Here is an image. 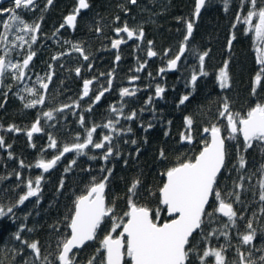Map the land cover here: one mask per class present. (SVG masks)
<instances>
[{"label": "trees", "instance_id": "16d2710c", "mask_svg": "<svg viewBox=\"0 0 264 264\" xmlns=\"http://www.w3.org/2000/svg\"><path fill=\"white\" fill-rule=\"evenodd\" d=\"M87 2L89 8L73 32L65 28L60 30V26L64 18L74 11L76 0H53L51 5L41 2L31 10H18L24 21L29 25L38 23L40 28L35 42L31 41V35L24 33L27 43L19 49L17 41L13 46L15 51L11 54L22 63L31 50L35 53L30 68L33 82L38 77L47 78L49 72L53 74V82L43 105L26 108L25 104L31 100L25 93L19 92L20 80L13 81L5 75L2 77L0 136L4 138V145L0 146V206L6 213L9 207H16L11 213L0 216V264H59L58 241L69 235L66 217H70L76 197L86 192L93 178L98 182L108 176L106 203L115 204L117 216H122L127 211L128 188L137 178L141 181L137 202L155 208L158 189L165 181L163 173L174 166L178 159L198 154L202 140L206 138L203 135L204 127L226 124V119L219 117L225 98L232 112L242 114L257 102L264 103V77L259 85H255L256 92L253 94L254 78L260 69L254 53L257 45L254 33L246 32L247 25L236 20L237 13L246 14L248 4L241 10L240 0H229L227 8L225 0H207L198 21L193 24L184 56L176 71L169 74V82L163 83L162 99L146 107L141 103H126L122 118L111 111L106 99L87 111L88 106L83 105L84 101L78 97L82 81L90 77L99 78L103 73L102 62L109 51L108 44L114 37L115 29L123 28L126 24L137 34L142 30L143 46H148L151 41L149 47L162 55L169 49L170 60L178 53L187 34L186 22L193 21L195 0H136L135 4L131 0ZM6 18L7 16L0 15V34L6 31L3 27ZM233 36L235 39H232ZM230 39L231 47L228 45ZM11 41L16 40L7 32V41L0 42V56L5 57L10 53ZM31 44L32 47L28 50ZM71 44L83 49V56L87 55L88 63L93 65L92 72L81 73L79 77L74 74L77 65H82L83 60L77 51L70 50L68 46ZM204 52L208 53L204 61V70L208 75L201 76L198 55L194 53ZM134 55L139 58L141 54ZM129 57V53L124 51V62H128ZM166 61L167 55L164 56V62ZM225 61H228L229 84L221 88L218 74ZM164 65L158 64L156 70L159 71ZM194 71L198 79L195 84H191ZM18 95L23 98H18ZM184 95H188L189 99L180 104ZM76 100L77 113L73 108L66 112L58 111L59 107L72 105ZM46 111L52 112L49 120L43 115ZM133 111L136 112V117L127 120L126 117ZM81 115L84 116L83 126L80 123ZM185 117L193 120L194 139L191 144L180 139L181 132L186 129ZM38 119L42 133L29 140L26 133ZM109 120H118L120 125L123 124L119 133L115 134L112 129L103 127ZM93 125H100L93 134L95 142H100L106 134L113 137V155L107 161L102 159L106 148L95 149L90 145L85 149L86 155L67 153L47 172L35 167L39 159L50 160L59 154L57 149L76 142L78 134L79 142H83L85 128ZM10 126L21 131H10ZM128 128L132 131H127ZM50 135L57 141V148L48 147ZM132 140H136V144H132ZM108 143L105 142L106 145ZM237 143L240 144V154L246 160L243 169H239ZM226 147L230 155L226 158V168L218 177V187L225 199L233 203L237 212L236 224H229L228 228H224L228 219L215 213L212 222L204 225L205 234L213 229L216 230L215 234L206 241L196 235L192 243L199 241L197 247L200 254L206 248L220 249L223 246L226 264H242L240 254H243L245 260L251 259L261 264L259 258L264 256V251L261 250L264 248V212L261 208H264V202L259 199L258 181L261 173L258 169L264 164V144L253 142V146L244 151L243 142L239 138L234 142L226 141ZM161 150L165 154L163 159L160 157ZM92 156L96 159H91ZM72 160L76 163L65 171ZM101 169H111V175ZM41 175L39 196L30 197L22 205L17 204L19 195L27 190L26 182ZM241 176L244 177L242 181ZM238 184L243 187H237ZM230 192L233 193L232 196L227 195ZM237 193L239 202H236ZM208 210L212 211V208ZM249 221L252 222L256 235L250 244L245 245L241 240L242 235L249 231ZM104 222L97 230L96 239L74 252L77 264H88V260L100 247V240L111 228L110 223L104 225ZM118 231L113 235L118 234ZM225 231L228 233L227 237L222 234ZM17 232L20 233L19 240L15 237ZM24 241L38 242L39 259ZM102 258L101 254L99 259ZM207 259L208 264H214V257ZM193 264H199V261L194 258Z\"/></svg>", "mask_w": 264, "mask_h": 264}, {"label": "snow or ice", "instance_id": "6c2138e0", "mask_svg": "<svg viewBox=\"0 0 264 264\" xmlns=\"http://www.w3.org/2000/svg\"><path fill=\"white\" fill-rule=\"evenodd\" d=\"M53 0H47V3L51 5ZM133 4L136 0H131ZM229 0H225V8L228 6ZM248 4V11L246 14L241 15L237 13L236 20L244 25H247L246 32L254 33V39L257 44L256 62L260 66L259 71L254 78L253 94L256 92L255 85L261 83L262 77H264V0H240L241 10L245 4ZM206 0H195L194 17H198L201 9L205 6ZM11 8L0 9V14L9 13L8 19L3 21V27L6 30L4 34H0V42L7 41V32L18 30L23 33H35L39 30L40 25H29L23 20L18 10H31L35 5V0H12ZM259 5V6H258ZM88 8L86 0H78V7L74 10L76 14L80 9ZM76 14L68 15L66 23L73 25L76 20ZM119 19V17H117ZM194 21L186 22L187 34L184 36V41L181 43L179 53L175 58L170 59L167 63L168 69H174L177 66V62L181 60V57L187 50V42L193 32ZM64 27V24L61 25ZM236 25H233L235 28ZM100 31V29H97ZM117 34L124 32L127 33L129 39L137 35L134 30H130L125 24L123 28L115 29ZM138 37H143V31L140 30ZM15 39L21 41V46L27 41L24 40L23 35L17 34ZM235 39V36L232 37ZM232 39L228 41L229 47H231ZM37 36L31 35V41L35 42ZM125 43L123 39H114L112 41V47L118 48L119 45ZM149 41V45H151ZM75 51L80 52L83 55V49L78 45H73ZM198 55L200 69L199 75L206 76L208 73L204 70L205 57L208 55L204 53H194ZM35 55L34 52L29 54L23 59L22 63H10L6 62L4 56H0V78L5 74L7 68L16 69L15 79L22 80L25 77V69L29 66L30 61ZM63 55V54H61ZM147 55L149 57L155 56L156 53L149 48ZM58 57H53L57 59ZM85 60L88 59L87 55H84ZM120 56H116L118 61ZM143 67V66H141ZM140 69H137L139 71ZM79 75L80 68L75 69ZM161 72L165 71L164 68L160 69ZM138 77H132L131 79H137ZM38 77L37 82H40ZM51 80V76H48ZM198 79L197 73L194 71L191 75V82L195 84ZM218 80L220 87L225 88L229 84V72L228 61L224 62L223 67L220 68L218 74ZM109 86L111 80H109ZM92 80H84L83 82V97H87L90 91V85ZM41 88L47 89L48 84L41 83ZM109 89L105 88L95 96L92 101L93 104L99 102L101 97ZM25 91L35 93V88H26ZM136 92V89L123 88L120 90V95L132 96ZM164 92V89L160 86L156 87L155 94L160 96ZM44 96H39L38 99H34L25 104L26 108H33L37 104L44 103ZM189 99L188 95H184L180 99V104H184ZM151 103V97L147 101ZM63 107H70V105H64ZM62 110V109H61ZM92 106L89 105L87 111H91ZM113 113L123 114V107H112ZM43 115L49 119L52 118V112H45ZM136 117V112L133 111L126 117L127 120H132ZM219 117L226 119V124L220 126L218 124H212L210 127H204L203 133L208 134L207 138L202 140V147L198 154L187 159H178V162L169 167L163 175L166 180L162 186L158 189L157 206L155 208L149 207L137 202L138 189L141 185V181L137 178L134 179L128 188L127 198V211L122 216L115 214V204L108 205L105 198L106 182L108 176H104L100 181L93 182L87 188L84 194L76 197L71 211L70 217H66L68 220L67 228L70 229V234L66 237H62L58 241V248L60 249L57 259L60 264H75L74 249L79 250L85 246L86 242L93 241L97 237V230L101 227L105 218L111 219V228L102 240H100V247L96 250V253L88 260V264H193V259L199 261V264H208V259L214 257V264H226L225 256L223 254L224 248L220 249L206 248L202 254L199 253L196 243H192L195 236L198 235L202 240H208L209 236L215 234V229L212 232L205 234V223H211L215 213H221L224 217H227L228 223L224 224V228H228L229 224L235 226L237 212L234 210L233 203L228 202L225 199L224 194L218 187V176L222 174V169L226 168V158L230 155L228 148L226 147V141L234 142L242 136L243 138V150L247 151L248 148L253 146V142H259L264 144V103L257 102L254 106L250 107L246 113L232 112L229 102L225 98L222 110L219 112ZM186 131L181 132L180 139L182 142L191 144L193 142L191 117H185ZM80 123L83 126L84 116H80ZM119 121L109 120L103 127L117 131L115 125ZM100 125H93L91 128H85V137L83 142L80 141L79 134L76 137V142L72 144H65L62 149H57L59 154L55 155L52 159L45 161L43 158L39 159L35 167L43 169L45 172L52 169L62 157L67 153H75L77 156L86 155L85 149L91 145L95 149H107L102 159L107 161L110 156L113 155V147L111 141L113 137L110 134H106L102 137L100 142H95L93 134ZM151 127V124H149ZM10 131H21V129L15 126H10ZM42 131L39 127V119L34 122L31 129L27 131V136L31 140L33 133ZM127 131H132L128 128ZM226 133V134H222ZM105 142H109L107 145ZM132 144H136V140L131 141ZM4 145V138L0 136V146ZM9 147H11L9 145ZM49 148H57V141L50 135L49 136ZM236 150L238 153L239 169H243L246 165L245 157L240 154V144H236ZM139 151V149H137ZM118 154V153H117ZM11 155V153H9ZM165 156L164 151L161 150L160 157L163 159ZM96 159L95 156L90 157ZM76 161H70L65 171L70 170L71 166ZM23 166V162H21ZM238 169V170H239ZM101 171H107L109 176L111 175V169H101ZM258 171L261 173V179L259 183V199L264 202V164H261ZM19 176V174H17ZM251 177H249L250 179ZM243 176L240 177L242 181ZM42 181V175L36 176L34 180L29 179L26 182V192L19 195L17 204L22 205L30 197H38L40 194V185ZM35 185V186H33ZM63 181H61V187ZM237 187H243L242 184L236 185ZM150 195H157L156 193H150ZM228 196H232L233 193H228ZM236 202H239V194H235ZM9 207L7 213H11L13 208ZM212 208V211L208 209ZM264 212V208H261ZM2 206H0V216L7 214ZM249 229L247 234L242 235L241 242L245 245L250 244L255 235L256 230L252 227V222L247 224ZM119 230V231H118ZM113 235L114 233H117ZM225 237L228 233L225 231L222 233ZM16 239H21L20 233L15 234ZM27 246L33 250L37 259L40 258V248L38 242L34 241L28 243L24 241ZM264 251V248L261 249ZM70 254H72L70 256ZM103 256L102 259L99 257ZM241 255L242 264H257L256 261L248 259L245 260L243 254ZM251 257V253H249ZM127 258V259H126ZM45 259H47L45 257ZM261 264H264V256L259 258Z\"/></svg>", "mask_w": 264, "mask_h": 264}, {"label": "flooded vegetation", "instance_id": "af4514ba", "mask_svg": "<svg viewBox=\"0 0 264 264\" xmlns=\"http://www.w3.org/2000/svg\"><path fill=\"white\" fill-rule=\"evenodd\" d=\"M87 1V0H86ZM41 2H47V0H35V5H38ZM48 4V3H47ZM88 4V2H87ZM12 5V0L2 4L0 6V9L3 8H10V6ZM49 5V4H48ZM77 6V0H76V5H75V9ZM89 8V5H88ZM74 9V10H75ZM88 10V9H87ZM87 10L85 12H87ZM85 12H79L77 14L76 20H75V27L73 30L68 29L67 27H61L60 26V30L65 28L68 29L69 31L73 32L77 26V24L79 23V21L81 19H83V15ZM75 13L74 11L70 14ZM2 16H9V13L7 15H3L0 14ZM68 16V15H67ZM63 24H64V20H63ZM39 31V30H38ZM37 32L35 33H25L27 35H37ZM114 39H123L125 41V43H122L121 45H119L118 48H113L112 47V41ZM90 40L88 39L87 42H89ZM143 41L144 38H139L138 34L133 36L132 39H128L126 34H120V35H116L114 33V37L110 40V43L108 44V49L109 51H107V56L105 58V60L102 62L103 64V68L102 71L103 73L100 74L99 78L97 77H90L84 80H92V84L89 86L90 87V91H89V95L87 97H83V82L81 84V93L78 96L80 100H83L84 103L83 105H87L89 107V105H91L92 107L94 105L99 104L103 99H106L107 102H109L111 108L112 107H123V112L125 109V105L126 103H141L142 105H144V107H146L147 105L152 104L154 101H158L160 99H162V95L160 96H156L155 94V90L157 86H160L164 89V81L169 82V72H167V63L169 61V49H166V52L164 55H162L160 52L155 51L152 47H149L150 45L148 44V46H143ZM90 44V43H89ZM73 45L76 44H71L68 47L71 48V51H75L73 48ZM30 47H32V44L28 46V50L30 49ZM67 47V46H65ZM149 48H151L152 51H154L156 53L155 56L149 57L147 55V52L149 50ZM127 50V51H126ZM130 50V51H128ZM125 53H129V55L131 57L128 58V62H124L123 60V54ZM29 52H31V50H29ZM80 54V56L82 57L83 60V64L82 65H77V68H80V73L79 75L76 73V71H74V74L79 77L81 73H88V72H92L93 70V65L89 64L87 60H85L83 58V55L78 52ZM29 53H27L28 55ZM134 54H141L139 55V58H137V56H135ZM119 55L120 59L117 61L116 60V56ZM167 55V61L166 63L164 62V56ZM173 58V57H172ZM170 58V59H172ZM34 59H35V55H34ZM33 59V61H34ZM32 61V62H33ZM32 64V63H31ZM31 64L30 66L25 70V77L20 80V82L23 84L25 81L28 82V86L29 88H35L37 91L35 93H29L27 92V98L29 100H34V99H38L39 96L43 95V88H41V86H39L40 82L43 83H47L49 82L48 88L44 94V102L47 98V95L50 92V89L52 88V82H53V74L52 72H49L48 76H51V80L47 78H45L44 76L41 77L40 82H33V80L31 79ZM158 64H165L164 65V69L165 71L161 72L160 70L157 71V65ZM143 66V67H141ZM137 69H140L139 71H137ZM161 69V68H160ZM157 71V73H156ZM132 77H138L137 79H131ZM13 81L15 80V78H12ZM109 80H111V85L109 86ZM1 84H2V78H1ZM192 84V82H191ZM1 88V85H0ZM108 88L109 90L107 92L104 93V95L101 97V100L95 104L92 103V101L95 99V96L97 94H99L100 91H102L103 89ZM123 88H128L130 90L132 89H136V92L134 95L132 96H124L123 98L120 95V90ZM151 97V103H147V101L149 100V98ZM44 104V103H43ZM43 104H38L39 106L43 105ZM77 107H78V103L77 100L74 101V103L72 105H70V107H59L58 111H63L66 112L68 110H71V108H73L74 112L77 113ZM62 109V110H61ZM48 112V111H46ZM123 114H118L119 118H122ZM124 123H126V121H123ZM123 125V124H122ZM122 125H120L118 123V126L120 128H122ZM40 127V124H39ZM41 128V127H40ZM42 132L40 131L39 134L36 135H40ZM33 135V136H36ZM32 136V137H33Z\"/></svg>", "mask_w": 264, "mask_h": 264}, {"label": "rangeland", "instance_id": "374dc122", "mask_svg": "<svg viewBox=\"0 0 264 264\" xmlns=\"http://www.w3.org/2000/svg\"><path fill=\"white\" fill-rule=\"evenodd\" d=\"M13 5H11L10 6V8L12 7ZM5 20H7V18L5 19ZM4 20V21H5ZM9 33H10V36L12 37V38H15V36L17 35V34H19V35H23L24 36V40L26 41V39H25V34L23 33V32H19L18 30H13V31H9ZM16 40V39H15ZM18 40H16V41H11V44H10V53L7 55V56H5V59H6V62H10V63H21L20 61H18L17 60V57H14L12 54H11V52H13V51H15V49H14V44L17 42ZM19 43V45H18V48L20 49L21 47H23L26 43H24L23 44V46H21V41H18ZM256 47H257V45H256ZM255 47V48H256ZM254 53H255V58H256V51H255V49H254ZM17 73V70L16 69H11V68H7L6 70H5V77H7V76H9V77H11V78H15V74ZM28 81V80H27ZM27 81H25L23 84L21 83V86L19 87V92L20 93H25V95L27 96V91H25V89L26 88H29V86H28V82ZM41 83H43V82H40L39 83V86L41 85ZM30 93V92H29ZM18 98H23V96L22 95H18L17 96ZM222 107H223V105H222ZM222 107H221V110H222ZM46 120H49V118H45ZM115 122V121H114ZM118 126V124H116L115 125V127H116V129H117V131H115V134L116 133H119L120 132V127H117ZM185 131H186V129H185ZM203 135L207 138V136H208V134H206V133H203ZM33 186H35V185H33ZM109 223L111 224V219L110 218H108V217H106L105 218V222H104V225H109ZM75 264H77L76 263V256H75Z\"/></svg>", "mask_w": 264, "mask_h": 264}, {"label": "water", "instance_id": "95a60500", "mask_svg": "<svg viewBox=\"0 0 264 264\" xmlns=\"http://www.w3.org/2000/svg\"><path fill=\"white\" fill-rule=\"evenodd\" d=\"M8 1H10V0H0V6L2 5V4H4V3H6V2H8ZM206 2H207V0H206ZM86 3H87V1H86ZM78 7V0H77V6H76V8ZM194 8H195V3H194ZM88 8H86V9H80V11L79 12H85L86 10H87ZM203 9H204V7L201 9V12H200V14H199V16L198 17H194V15H193V21H194V23H196L197 21H198V19H199V17H200V15H201V13H202V11H203ZM8 13H3V15H7ZM73 14H76V13H73ZM70 15V14H69ZM67 17V16H66ZM65 17V18H66ZM76 17H77V14H76ZM64 18V26L65 27H67L68 29H70V30H73L74 29V27H75V22H74V24L73 25H68L67 23H66V19ZM115 34L118 36V35H120V34H126L127 35V33H124V32H121V33H119V34H117L116 32H115ZM128 37V36H127ZM129 39V38H128ZM132 39V38H131ZM178 53H179V50H178ZM177 53V54H178ZM176 54V55H177ZM175 55V56H176ZM184 56V55H183ZM182 56V57H183ZM182 57H181V59H182ZM175 58V57H174ZM33 59H34V56H33ZM33 59L30 61V63H29V66H30V64L32 63V61H33ZM181 61V60H180ZM180 61H178L177 62V66H176V68H174V69H166L167 70V72H169V74H172V73H174L175 71H176V69H177V67H178V64H179V62ZM28 66V67H29ZM27 67V68H28ZM26 68V69H27ZM25 69V70H26ZM24 70V71H25ZM46 84H48L49 85V82H47ZM0 85H1V78H0ZM46 90L47 89H43V96H44V94H45V92H46ZM40 132H38V133H33V135H36V134H39ZM241 138V140H242V142H243V138H242V136L240 137ZM40 169V168H39ZM40 170H42V171H44L43 169H40ZM223 170V169H222ZM45 172V171H44ZM219 177V176H218ZM165 180H166V177H165ZM105 193H106V188H105ZM106 198V197H105ZM217 214L219 215V216H221V217H223V218H227V217H224L221 213H218L217 212ZM69 234H70V229H69ZM94 241V240H93ZM93 241H88V242H86V244H85V246L87 245V244H89V243H91V242H93ZM85 246H83L82 248H84ZM82 248H80L79 250H81ZM79 250H77V249H74L73 250V252H76V251H79ZM72 254H70V256H71ZM127 259V258H126ZM58 262H59V264H60V261L58 260Z\"/></svg>", "mask_w": 264, "mask_h": 264}]
</instances>
